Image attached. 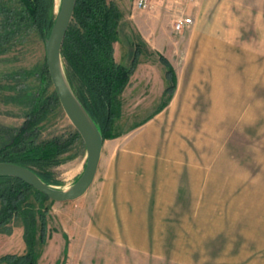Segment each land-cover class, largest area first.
Wrapping results in <instances>:
<instances>
[{
    "label": "rangeland",
    "instance_id": "rangeland-1",
    "mask_svg": "<svg viewBox=\"0 0 264 264\" xmlns=\"http://www.w3.org/2000/svg\"><path fill=\"white\" fill-rule=\"evenodd\" d=\"M208 1L151 0L150 7L139 9L135 0H115L122 12L115 59L129 67L135 51L140 54L119 98L114 136L104 139L96 180L72 202L41 203L30 195L24 208L34 213L13 215L0 226V264L5 255L26 252L25 218L35 221L37 264H264V243L247 238L257 208L264 214L263 200L256 199L257 104H244L240 83L231 90L211 88L208 83L223 84L222 78L198 71L199 48H219L193 40L208 27L202 23L194 29V15L201 9L203 16L224 17L226 11L221 7L225 0H216V7ZM61 3L54 0L52 20ZM256 3L244 0V29L256 30L254 22L264 12ZM180 16L192 17L193 23L179 31L175 24ZM47 39L22 0H0V147L24 125L39 100L47 109L37 140L75 137L77 130L56 101L45 67ZM249 43L255 40L244 36V48ZM161 56L173 66L177 84L180 78L184 97L191 99L196 91L201 102L182 103L174 114L162 112L176 87L160 111L169 97ZM67 79L81 101L77 82ZM194 80L207 86L195 89ZM255 90L245 92L252 96ZM229 91L233 103H209ZM87 157L83 139L76 137L51 169L58 181L54 186L67 190L74 185ZM2 209L0 198V215ZM44 212L48 232L41 242Z\"/></svg>",
    "mask_w": 264,
    "mask_h": 264
},
{
    "label": "trees",
    "instance_id": "trees-1",
    "mask_svg": "<svg viewBox=\"0 0 264 264\" xmlns=\"http://www.w3.org/2000/svg\"><path fill=\"white\" fill-rule=\"evenodd\" d=\"M29 17L48 38L55 20L51 10L54 0H22ZM122 12L115 0H77L74 19L67 31L62 58L69 79L77 82L81 94V102L99 127L103 138L114 136L113 128L117 118L121 116L120 96L130 83L131 75L138 64L140 51H135L131 66L118 63L115 59L114 43L118 40ZM167 67L166 78L169 81L165 93L168 99L162 103L164 109L172 98L177 87V75L170 62L160 57ZM48 71L47 61L45 63ZM56 101H60L56 93ZM42 104V105H41ZM39 100L28 115L24 125L15 131L11 140L0 147V162H10L32 169L44 182L55 185L52 167L60 163V156L73 141L80 136L61 140L54 138L40 141L38 124L41 122L46 105ZM48 105V104H47ZM30 195H35L38 202L50 200L49 197L35 189L25 181L12 177L0 176V198L3 209L0 226L6 219L16 214L31 216L34 212L24 208ZM31 213V214H30ZM35 221L25 218V253L8 254L1 258L3 264H37L34 250ZM41 242L46 241L48 232L47 213L41 214Z\"/></svg>",
    "mask_w": 264,
    "mask_h": 264
},
{
    "label": "crops",
    "instance_id": "crops-1",
    "mask_svg": "<svg viewBox=\"0 0 264 264\" xmlns=\"http://www.w3.org/2000/svg\"><path fill=\"white\" fill-rule=\"evenodd\" d=\"M208 2L209 4L214 3V7H216V0H209ZM256 2L258 9H264V0H256ZM221 7L226 9L224 17L213 15L211 12L208 16H203L200 13L201 9L194 15V29H201L202 23H206L208 27L204 33L194 34L193 40H199L202 45L207 40L212 47L219 48L218 50L214 48L207 49L204 46L199 48L197 51V55L200 56L198 59V71L204 72L205 76H207V73L211 76V73L215 72V79L217 77L222 78L220 81H223V84H218V81L215 80L214 83H208V87L212 86L211 88L218 85L231 90L240 83L241 87L244 86V104L249 102L257 104L256 199L258 202L261 200L264 202V12L254 22L257 26L256 30L252 29L250 31L247 27L244 29V0H225ZM246 23L248 24L249 22L247 21ZM244 36H247V39L255 40L254 45L251 42L246 44L247 47L244 48ZM222 42L224 43L223 51L220 49ZM253 72H255V75L252 74ZM196 82L197 80H194L191 84L195 89L207 86L201 85L202 82L200 81V86H198L199 84ZM177 85L176 95L171 102L174 106L171 107L170 104L169 107L162 111L168 112L169 115L176 113L182 103L194 104L201 102L198 100L199 96L195 94L196 91H193L194 95H192L191 99L184 97L183 90H180L183 85L181 86L179 77ZM246 88H256L255 95L249 96L246 94ZM208 97L210 98V96ZM210 102L231 104L233 103L232 94L229 91V94L225 95L224 98L210 99ZM102 192L103 190L101 194ZM259 209L257 208L256 214H253L256 217L251 218L252 227L250 232L247 231V238H250L253 243H264V214L262 217ZM124 230H129V228Z\"/></svg>",
    "mask_w": 264,
    "mask_h": 264
},
{
    "label": "water",
    "instance_id": "water-1",
    "mask_svg": "<svg viewBox=\"0 0 264 264\" xmlns=\"http://www.w3.org/2000/svg\"><path fill=\"white\" fill-rule=\"evenodd\" d=\"M77 0H62L58 16L46 40V60L51 80L61 105L87 148V163L80 178L69 189L44 182L32 169L10 162H0V176L19 178L58 203L76 201L93 186L101 163L104 138L97 124L73 92L65 71L62 47L74 19Z\"/></svg>",
    "mask_w": 264,
    "mask_h": 264
},
{
    "label": "built area",
    "instance_id": "built-area-1",
    "mask_svg": "<svg viewBox=\"0 0 264 264\" xmlns=\"http://www.w3.org/2000/svg\"><path fill=\"white\" fill-rule=\"evenodd\" d=\"M151 0H135V6L139 9H147L150 7ZM193 23V18L190 16H180L175 24L177 30H182L186 27H190Z\"/></svg>",
    "mask_w": 264,
    "mask_h": 264
}]
</instances>
